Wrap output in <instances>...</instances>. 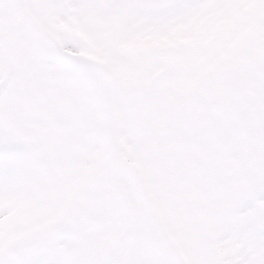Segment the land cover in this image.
<instances>
[{
	"label": "snow or ice",
	"instance_id": "snow-or-ice-1",
	"mask_svg": "<svg viewBox=\"0 0 264 264\" xmlns=\"http://www.w3.org/2000/svg\"><path fill=\"white\" fill-rule=\"evenodd\" d=\"M0 264H264V0H0Z\"/></svg>",
	"mask_w": 264,
	"mask_h": 264
}]
</instances>
